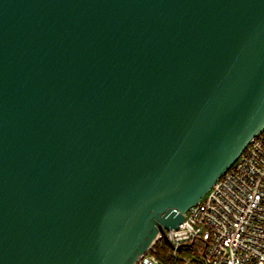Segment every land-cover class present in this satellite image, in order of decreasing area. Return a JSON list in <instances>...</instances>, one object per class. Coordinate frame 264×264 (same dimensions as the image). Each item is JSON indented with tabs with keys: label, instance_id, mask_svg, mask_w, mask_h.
I'll use <instances>...</instances> for the list:
<instances>
[{
	"label": "water",
	"instance_id": "obj_1",
	"mask_svg": "<svg viewBox=\"0 0 264 264\" xmlns=\"http://www.w3.org/2000/svg\"><path fill=\"white\" fill-rule=\"evenodd\" d=\"M263 131L264 0H0V264L174 248Z\"/></svg>",
	"mask_w": 264,
	"mask_h": 264
},
{
	"label": "built area",
	"instance_id": "obj_2",
	"mask_svg": "<svg viewBox=\"0 0 264 264\" xmlns=\"http://www.w3.org/2000/svg\"><path fill=\"white\" fill-rule=\"evenodd\" d=\"M166 235L176 260L178 247L200 242L184 264H264V131ZM157 241L165 243L161 235ZM153 251L135 264H163Z\"/></svg>",
	"mask_w": 264,
	"mask_h": 264
},
{
	"label": "trees",
	"instance_id": "obj_3",
	"mask_svg": "<svg viewBox=\"0 0 264 264\" xmlns=\"http://www.w3.org/2000/svg\"><path fill=\"white\" fill-rule=\"evenodd\" d=\"M171 248L163 242L157 241L154 245L153 254L163 264H184L183 258H192L196 256V247L186 246L179 252L180 259H174L170 254Z\"/></svg>",
	"mask_w": 264,
	"mask_h": 264
}]
</instances>
